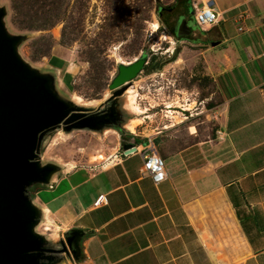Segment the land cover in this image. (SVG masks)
Returning <instances> with one entry per match:
<instances>
[{"label": "crops", "instance_id": "1", "mask_svg": "<svg viewBox=\"0 0 264 264\" xmlns=\"http://www.w3.org/2000/svg\"><path fill=\"white\" fill-rule=\"evenodd\" d=\"M208 1L219 21L201 30L194 5ZM179 6L162 25L184 40L175 32L181 18L205 34L191 40L208 45L220 100L215 127L183 131L181 121L155 135L123 128L135 153L123 149L97 171L53 175L44 188L64 191L45 203L37 191L33 204L59 219L60 236L84 233L80 259L57 264H264V0H192V22ZM152 145L165 161L158 185L143 169L142 151ZM100 196L106 201L96 206Z\"/></svg>", "mask_w": 264, "mask_h": 264}, {"label": "rangeland", "instance_id": "2", "mask_svg": "<svg viewBox=\"0 0 264 264\" xmlns=\"http://www.w3.org/2000/svg\"><path fill=\"white\" fill-rule=\"evenodd\" d=\"M182 1L178 0L179 7L192 22V0L185 7ZM174 4L175 0H0L4 27L10 36L19 38L17 54L22 61L40 73L54 69L58 96L91 114L111 95L109 86L119 67L146 57L142 71L115 102L121 117L118 126L123 129L132 120L128 125L138 135H155L181 121L183 131L188 126L199 130L215 127L220 100L208 76L204 56L208 45L191 40L205 34L191 28V34L183 36L186 39H175L159 16L160 8L172 9ZM154 23H159L156 31ZM181 23L180 18L178 26ZM181 32L187 31L181 27ZM54 60L62 65L55 67ZM124 104L128 107H122ZM111 130L65 133L60 128L51 132L38 155L40 167H55V175L102 169L106 160L123 150L126 138L125 132ZM40 188L38 197L45 203L66 186L51 192L34 185L28 189L32 200ZM49 215L42 218L36 232L57 248L64 237L55 226L60 225L59 219ZM62 257L65 254L58 256Z\"/></svg>", "mask_w": 264, "mask_h": 264}, {"label": "water", "instance_id": "3", "mask_svg": "<svg viewBox=\"0 0 264 264\" xmlns=\"http://www.w3.org/2000/svg\"><path fill=\"white\" fill-rule=\"evenodd\" d=\"M4 16L0 8V264H57L62 254L78 261L83 231L64 233L60 249L49 246V240L36 232L43 214L33 204L28 189L50 186V178L57 172L53 166L40 167L37 159L42 143L60 128L70 133L120 127L115 102L131 86L147 59L122 64L109 86L111 95L91 114L58 96L53 74L37 72L22 61L17 54L19 38L7 33ZM181 27L187 32H181ZM178 30V37L192 31L183 23ZM109 103L107 109H101ZM132 147L124 145L123 149L126 153Z\"/></svg>", "mask_w": 264, "mask_h": 264}, {"label": "built area", "instance_id": "4", "mask_svg": "<svg viewBox=\"0 0 264 264\" xmlns=\"http://www.w3.org/2000/svg\"><path fill=\"white\" fill-rule=\"evenodd\" d=\"M211 1H208L205 7L198 9L195 4V14L194 19L196 25L201 30L211 29L218 24L219 15L216 14L211 8ZM241 30V29H240ZM136 152L135 147L129 149L126 154H133ZM142 156L144 159L143 169L145 173L152 179V181L158 185L165 181L166 179V170H165V161L164 159L154 150L152 145L147 151H142ZM106 200L103 196H100L95 205L98 206L101 203H104Z\"/></svg>", "mask_w": 264, "mask_h": 264}, {"label": "bare ground", "instance_id": "5", "mask_svg": "<svg viewBox=\"0 0 264 264\" xmlns=\"http://www.w3.org/2000/svg\"><path fill=\"white\" fill-rule=\"evenodd\" d=\"M153 28H154V31L158 30V29H159V23H154V24H153ZM166 39H167V38H166ZM125 97L127 98V93L125 94ZM77 101L79 102V100H77ZM136 104H137V103H136ZM122 107H126V108H127L128 106H127V104H124ZM131 121H132V120H129V121H128V123H127V125L124 127V129H127V130H129V131L132 130V129H130V127H129L130 125H128L129 122H131ZM111 131H115V130H111ZM115 132H116V131H115ZM112 158H113V157H112ZM105 162L109 163V162H111V159H108V160H106ZM106 165H107V164H106ZM44 213H45V215L43 214V215H44L43 219H45V218L47 219V215H48L49 212H48V211H45ZM36 231H37V229H36Z\"/></svg>", "mask_w": 264, "mask_h": 264}, {"label": "trees", "instance_id": "6", "mask_svg": "<svg viewBox=\"0 0 264 264\" xmlns=\"http://www.w3.org/2000/svg\"><path fill=\"white\" fill-rule=\"evenodd\" d=\"M161 10V11H160ZM160 10H159V16H160V13L162 12V11H166L167 9H161L160 8ZM168 10H169V8H168ZM162 23H163V21H162ZM173 35H174V38L175 39H177V40H183V38H177L176 36H175V34L174 33H172ZM53 64H55V61H53ZM55 66V65H54ZM59 68V67H58ZM118 133H120L121 135H124V131L120 128V127H115L114 128ZM123 145H125L124 144V142H123ZM39 190H41V188L40 189H37V191H39Z\"/></svg>", "mask_w": 264, "mask_h": 264}, {"label": "flooded vegetation", "instance_id": "7", "mask_svg": "<svg viewBox=\"0 0 264 264\" xmlns=\"http://www.w3.org/2000/svg\"><path fill=\"white\" fill-rule=\"evenodd\" d=\"M168 13H170V9L169 10H167V11H162L161 13H160V17H161V19H163V20H165V21H167V20H169L167 17H168ZM162 20V21H163ZM177 29V25L175 26V30ZM187 38H189V37H187ZM111 105V103H109V104H107V106L106 107H109ZM61 248V246L60 247H57L56 249H60Z\"/></svg>", "mask_w": 264, "mask_h": 264}]
</instances>
